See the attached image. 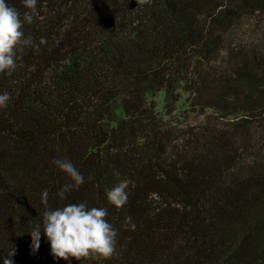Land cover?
<instances>
[{
  "label": "trees",
  "instance_id": "16d2710c",
  "mask_svg": "<svg viewBox=\"0 0 264 264\" xmlns=\"http://www.w3.org/2000/svg\"><path fill=\"white\" fill-rule=\"evenodd\" d=\"M37 7L22 30L47 43L21 46L16 70L0 73L11 96L0 108V264L11 252L13 264H264V0ZM159 92L170 106L187 94L204 121L168 124L149 98ZM56 159L84 177L63 199L71 181ZM125 179L117 209L107 191ZM69 203L106 210L112 258H55L43 232L32 252L43 213Z\"/></svg>",
  "mask_w": 264,
  "mask_h": 264
},
{
  "label": "clouds",
  "instance_id": "9594fccd",
  "mask_svg": "<svg viewBox=\"0 0 264 264\" xmlns=\"http://www.w3.org/2000/svg\"><path fill=\"white\" fill-rule=\"evenodd\" d=\"M140 6H151L153 0H136ZM27 9L21 13L0 0V73L11 75L17 68V51L21 46L34 47L37 51L40 45H45L47 39L42 37L39 44H34L31 37H25L24 23L31 24L38 16L37 0H23ZM11 96L4 92L0 94V108L7 107ZM54 164L64 172L71 183L65 184L58 195L63 199L65 192L78 189L84 183V177L79 169L67 159H56ZM130 180H123L117 186L107 191L108 201L117 209L123 207L128 200L127 189ZM49 192L43 190L41 203L47 207ZM107 212L103 208H89L86 203H69L63 208L46 210L43 213V231L41 225L36 224L31 236V249L36 252L40 247L41 232L50 242L51 254L55 258L76 261L108 260L116 254L117 230L105 219ZM126 229L135 230V224L128 217L125 221ZM14 253L4 259V264H13Z\"/></svg>",
  "mask_w": 264,
  "mask_h": 264
},
{
  "label": "rangeland",
  "instance_id": "374dc122",
  "mask_svg": "<svg viewBox=\"0 0 264 264\" xmlns=\"http://www.w3.org/2000/svg\"><path fill=\"white\" fill-rule=\"evenodd\" d=\"M157 105V113L163 118L165 122L174 123L178 128L184 127L186 124L197 125L200 121H204L205 116H198L188 110L187 94H181L178 102L168 105L164 92L155 93L149 96ZM118 115L122 114L121 109L118 108ZM209 119L215 120L217 114L213 111L206 113ZM208 116H206L208 118Z\"/></svg>",
  "mask_w": 264,
  "mask_h": 264
}]
</instances>
